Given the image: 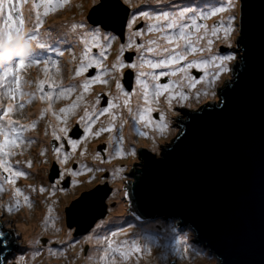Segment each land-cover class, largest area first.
Listing matches in <instances>:
<instances>
[{
	"label": "snow or ice",
	"instance_id": "6c2138e0",
	"mask_svg": "<svg viewBox=\"0 0 264 264\" xmlns=\"http://www.w3.org/2000/svg\"><path fill=\"white\" fill-rule=\"evenodd\" d=\"M29 2L31 9L25 16L23 7ZM70 3L71 0H0V194L8 190L6 186H10L12 192V197L0 204V208L5 215L11 216L24 206L29 209L34 206L31 197L16 186L17 181L27 179L29 173L18 167L19 160L14 165L12 158L24 155L25 146L34 143L26 133L35 131L38 122L51 114L56 123L47 122L44 134L48 136L50 129L51 138L56 142L52 146V166L59 165V171L49 186L41 184L38 189L34 186L29 189L38 191L41 196L47 194L44 230L47 233L50 226L53 236L64 231L63 226L57 227L61 216L52 215L57 204L52 197L66 190L60 186L65 177H72L71 184L75 186L79 183L75 178L88 173L87 183L92 184L97 173L106 171L98 165L110 163L102 156V150L93 155L92 166L81 163L80 159L87 153L84 148L75 158L74 166L69 168L70 158L84 141L99 139L107 133L106 146L112 149L114 158H135L137 140L129 142L127 150L124 148V127L128 125L134 137L150 139L151 151L158 152L157 135L165 138L164 133L171 126L170 117L179 116V109H192L205 100H216L218 89L226 90L237 83L233 67L237 54H224L215 46L219 42L227 48L233 47L232 37L239 31L236 21L240 0L219 3L209 0H90L91 11L87 18L62 25L64 32L55 37L56 45L70 46L73 62L78 59L70 77L74 82L64 84L62 79H57L61 76V68L53 57H63L67 49L54 46L51 29L44 33L41 29L43 17ZM84 6L83 3L76 5L81 10ZM210 20L213 21L211 26L207 23ZM113 51L115 55L111 63H107ZM40 65H43V79L22 83L21 70ZM51 69H55L54 74H50ZM33 83L35 91L23 90L25 86L31 88ZM95 85L103 86L106 91L93 95ZM25 97L27 103L38 98L46 104L37 119L28 123L16 118L17 110L22 112L25 107L24 102L17 101H24ZM59 100L70 102L55 109L53 105ZM213 107L223 109L225 103ZM125 112L127 118H124ZM154 112L159 113L158 118L153 117ZM102 117H108L105 123H101ZM139 125L157 135L149 136ZM74 129L82 130L83 139L72 137ZM39 155L45 158L42 163H49L47 150ZM24 163L29 169L33 166L31 159ZM126 171L121 166L112 174H121L123 180L127 178L122 175ZM128 187L125 185L123 192L125 200L130 195ZM94 195V191L82 193L67 212H89L88 202ZM136 219L139 230L129 233L101 212L93 217L85 230L87 235L81 233L80 239L73 234L78 229L68 222L66 239L60 243L69 249L78 243L91 245L77 254V258L84 254L85 264H140L145 255L152 254L154 247L161 264H191L195 252L190 244L195 241L191 239L190 230L185 231L187 224L178 225L176 217L137 216ZM156 222L159 227L151 233L150 226ZM9 235L0 230V264H33L43 247L57 243L52 239L32 237L27 242L29 249L20 251L17 256L10 250L15 241L10 242ZM6 250L9 256L2 255ZM29 250H33L31 257L25 255ZM48 251L55 257L64 249L49 248ZM64 258H67L66 253Z\"/></svg>",
	"mask_w": 264,
	"mask_h": 264
},
{
	"label": "water",
	"instance_id": "95a60500",
	"mask_svg": "<svg viewBox=\"0 0 264 264\" xmlns=\"http://www.w3.org/2000/svg\"><path fill=\"white\" fill-rule=\"evenodd\" d=\"M240 3L237 83L198 111H182L186 118L177 119L180 131L169 148L157 156L140 152L128 189L134 216L187 224L194 244L208 249L209 264H264V0ZM57 172L53 167L51 182ZM93 191L89 212L66 209L75 236L99 213L107 218L110 186Z\"/></svg>",
	"mask_w": 264,
	"mask_h": 264
},
{
	"label": "rangeland",
	"instance_id": "374dc122",
	"mask_svg": "<svg viewBox=\"0 0 264 264\" xmlns=\"http://www.w3.org/2000/svg\"><path fill=\"white\" fill-rule=\"evenodd\" d=\"M209 2L211 3H219V2H224V0H209ZM83 3L85 6L83 8V10L79 9L76 7V5H79ZM89 3L90 0H71V3L66 6L63 9H59L56 12H50L49 15L47 17H43L44 19V24H43V28L41 29V32L44 33L45 30L51 29L52 30V35H53V40L52 43L54 44V46L57 47H61L63 49H67L65 51V55L63 57H53V59H57L59 61V65L61 68V76L57 77L58 80L62 79L64 84H68L70 82H74L70 80V77L74 74L75 68L78 65V59L76 62L72 61L71 58V48L69 45L66 44H60V45H56L55 44V37L58 35H61L64 32V28L61 27L62 25L65 24H70L72 23L74 20L75 21H79L82 18H87L88 13L91 11L90 7H89ZM30 4V6H29ZM26 9H31V3L29 2L28 5H24L23 7V12H27ZM81 11L83 12V15H81ZM41 12H43V9H41ZM6 15V14H5ZM34 15V13H33ZM27 16V15H25ZM209 24V26L212 25L213 21H208L207 22ZM27 27H30V25H27ZM43 38V37H42ZM233 40V47L232 48H227L226 45L222 44V43H217V45L215 46L217 49H220L224 54H236V50H235V35H233L232 37ZM76 53H77V57L79 56V48L76 49ZM115 55V52L113 51L112 55L109 56V60L107 63H111L113 56ZM238 64L237 62H233V67L236 69V65ZM43 65L40 66H33L31 68H26L25 70V76L23 77L24 80L27 81H35L37 78L43 79ZM55 73V69H51L50 74H54ZM197 75H199V73H197ZM22 80V82L24 81ZM164 82V81H163ZM199 87V86H198ZM26 89V86L24 87V91ZM223 89V88H221ZM221 89H218L221 90ZM112 92H115V87L114 84L111 88ZM26 91H35V84H32L31 88H27ZM103 92L106 91V89L103 88V86L101 85H95L93 88V95L98 94V92ZM74 98V97H73ZM218 98V97H217ZM27 99V97H25V100ZM135 99V98H134ZM24 100V101H25ZM212 99L209 100H205L203 101L200 105L196 106V107H201L204 104H208L210 102H212ZM18 102H23V101H17ZM70 101L67 100H59L56 103H54L53 107L55 109H59L60 107L66 105L67 103H69ZM6 103V101H5ZM25 103V109L27 111H32L33 114L31 116L32 120H36L39 112L42 108L46 107V104L42 103L38 98L34 99L32 101V103ZM194 107V108H196ZM183 110V109H181ZM190 110H193L190 109ZM159 115L158 112H154L153 113V117L157 118L156 116ZM179 117L180 119H185L186 117L183 114H180ZM108 117H102L101 118V123H105L107 121ZM47 122H51L52 124H55L56 121L54 120V118L51 116V114H48L45 117V120L39 121L38 122V130L36 129L35 131H32L31 134H28L27 136L30 137L34 143H32L31 145H26L24 148V155L23 156H15L16 158H12V163L15 165L16 161L19 160L20 164L18 165V167L26 172L29 173V177L27 179L24 178H20L17 181V187L21 188L24 193L26 195H29L33 201V197L32 195L28 194V189L29 186H34L37 189L39 188V186L41 184H43L45 187L50 185V181L47 180V175H49V171L51 169V163H52V152L49 149V145L50 147L52 146V138L50 135V129L49 131V135L45 136V124ZM132 123V122H131ZM174 123L175 121L172 120L171 126L169 131H167L166 133H164V137L163 139H160L158 136V143H159V151L157 153H160L162 151H164L165 149L168 148L169 144H171L173 142V140L178 136L179 134V127L174 128ZM99 126V125H98ZM142 131L145 132H150L151 129L149 128H144L143 125H139L138 126ZM80 131L82 130H75L71 133L72 137L74 139L79 138V139H83V137L80 136ZM156 134V133H155ZM107 136L108 134L105 133L104 135H102L99 139H92L89 138L88 140L84 141L77 149L76 153H73L72 158H70L69 163H75V158L79 155V152L81 150H83L84 148H87V153L86 156L80 159L81 163H86L89 166L93 165V161H92V157L95 154L93 152V147L96 144L103 145L104 143L106 144V140H107ZM124 136H128V138H125V144H124V148L127 150L128 149V145L129 142H131L132 140H137L138 142L135 143L137 146H141L144 145L145 147H149L151 148V140L149 139H145L143 137H134L132 135V132L128 133L127 135L124 134ZM54 142V141H53ZM89 147V149H88ZM42 150H47V159L49 160L48 164H44L42 163V160L45 159L44 157H41L39 155V153ZM101 150V149H100ZM108 157L110 158V163H106V164H102V165H98L99 167H103L106 171L105 173L102 174H106L108 171H110L111 173V178L108 179L110 181H114L116 183L123 181L120 178L121 174H116L115 176H113V172L121 167V163H126L124 166L127 171L125 173H123L122 175L126 176L125 174H127V172H130V168H131V160L132 157H125V158H114V153L112 151L108 152ZM27 159H31L33 161V166L32 168H27V166L25 165V160ZM119 162V163H118ZM137 167V166H136ZM132 169H134V167L132 166ZM108 170V171H107ZM46 175V177H45ZM89 175L88 173H85L81 176L76 177L75 179L77 181H79V179L81 177L85 178V185L84 187H80V183H78L77 185H72V187L70 189L67 188V183H68V179L67 177H65V180L61 183V187H64L66 190L63 192H57L56 196L58 195H63V200L60 203V207L59 211L55 208L54 212L52 213L53 216H56L57 214H59L60 216H62V211H64V208L68 207L69 205H71L74 201L77 200V198L79 196H81V194L83 192L89 191V189L93 188L95 186V184L98 181H102L99 178L100 173H97V179L94 183L92 184H88L87 181L89 179ZM129 175V174H128ZM105 176V175H104ZM109 178V177H108ZM83 180V179H82ZM125 180H129V178L125 179ZM84 181V180H83ZM23 186H26V190L23 189ZM71 186V183H70ZM103 186V185H102ZM8 188L7 191H5L3 194H0V204H4L7 203V201L12 197V192H11V187L10 186H6ZM116 194L109 200V203H115L116 206L114 207V204H111L110 208L109 207V214L107 218H110L115 224L117 225H122L123 227H125L129 233H133L138 231L139 229L137 228V222L134 221L133 219L137 220L135 216H133V214L129 211V206H127V200H125L123 198V192L124 189L122 191H118V186L116 185ZM123 187H124V183H123ZM76 189V191L74 192L73 190ZM86 189V190H85ZM68 190V191H67ZM47 194H45L46 196ZM45 196H42L45 199ZM21 199V203L23 204V200L22 197ZM42 199L40 201V204L43 203ZM45 202V200H44ZM39 204V206H40ZM35 206V205H34ZM38 206V207H39ZM27 208L26 206L22 207V209L17 213V212H13V214L11 216L5 215L3 212V209L0 208V220H3L4 222H6L7 226L6 228L10 229L13 231V234L15 236V238L17 239V237H19V239H15L16 241V248L13 249V253H15L17 256L20 254V251L25 250V249H29V245H28V240L32 237H37L39 236L42 240H56L57 243L55 244H49L45 247H43L41 249V254L36 256L35 261L33 262V264H56V259L58 258L60 261L57 264H69V261H71V264H85V260H84V254H80L79 257L77 258V254L80 253L82 248H91V245H84L83 243H78L76 244L73 248H66L64 247V245L62 243H60V241H64L66 239L65 237H62V234L64 235V232L67 233V222L66 220L61 222H59L57 224V227L63 226L64 227V231L61 232L58 236H53L51 234V227L49 226V230L46 233L44 230V216L42 215V222L40 223V225L38 226V228H36L35 230H22L23 225H25V223L27 222L26 218L23 217V215H25V217L27 216ZM36 211V209L34 207H32L31 209H29V213L30 214H34ZM66 216V214H65ZM62 219V218H61ZM66 222V223H65ZM159 227V223H152L150 226L149 231L151 233H155L157 231V228ZM76 229V228H74ZM185 231H188L185 229ZM73 234L75 235V231L73 232ZM85 236L87 235V233L84 234ZM177 235L179 236V231L177 232ZM190 236L192 240H196L195 239V233L190 231ZM77 239H80V235L76 236ZM46 247H48L47 249H45ZM49 248H53V249H61L63 248L64 251L63 252H58L57 255L55 257L50 256L48 249ZM190 248L192 250H194L195 255L193 256V259L191 261V264H209V257H208V249L205 250L203 247H199L195 244H190ZM153 253L149 256V255H145V257H148L149 263L150 264H161V262L158 260V250L154 247L152 249ZM33 250H29L25 252L26 256L31 257ZM66 253V257L64 258V255ZM93 255H99L98 253L93 252ZM153 254H156V257H153ZM51 257L53 258L52 261H47V259ZM144 258L141 261H144Z\"/></svg>",
	"mask_w": 264,
	"mask_h": 264
},
{
	"label": "flooded vegetation",
	"instance_id": "af4514ba",
	"mask_svg": "<svg viewBox=\"0 0 264 264\" xmlns=\"http://www.w3.org/2000/svg\"><path fill=\"white\" fill-rule=\"evenodd\" d=\"M163 81V80H162ZM102 92V91H101ZM101 92H98V93H101ZM135 100V99H134ZM104 106V104H103V101H102V104H101V107H103ZM187 110H190V109H183V110H181V109H179L178 111L180 112V114H183L182 113V111H184V112H188ZM117 111H119V110H117ZM31 114H32V111H27L25 108H23V110H22V112L20 111V110H17V113H16V118H18V119H21V121L22 122H24V123H28V122H31V118H30V116H31ZM184 115V114H183ZM156 116V115H155ZM158 116L159 115H157L156 117L158 118ZM179 117H182V116H177V117H170V119H171V123H172V120L173 121H175V123H174V128H177L178 129V127H177V119L179 120L180 118ZM119 126V122L117 123V127ZM135 147H136V150H137V156L135 157V158H132V160H131V162L132 161H134V162H132V166L134 167V169H135V167L136 166H138L139 164H141V161L139 160V156H140V152L141 151H143V150H146L147 152H149L150 154H152V155H154V156H157L159 153H157V152H152L151 151V148H149V147H145L144 145H141V146H137L136 144L134 145ZM49 149H50V151L52 152V148L50 147V145H49ZM98 149H101L102 150V156L104 157V158H107V159H110L109 157H108V152L109 151H112V149H110V148H108L107 146H106V144L104 143L103 145H100L99 146V144H96L95 146H93V152L94 153H96L97 151H98ZM66 150L67 151H71V149L70 148H66ZM119 163V162H118ZM122 165L121 166H127V165H125L126 163H121ZM51 166H52V163H51ZM69 168H72L73 166H74V163H68V165H67ZM77 170H79V169H77ZM108 171V170H107ZM133 172H134V170H133ZM48 173H50V171L48 172ZM132 174V173H131ZM101 175H105V177L107 176V178H105L104 180H103V183H102V181H98L96 184H95V186L92 188V189H94V188H96V187H98V186H102V185H108V186H110V188H111V190H112V192H111V195H110V197L108 198V200H107V203L109 204V205H111V204H114V207L116 206V204L115 203H109V200L116 194V185L118 186L117 188H118V191H122L123 189L125 190V185H129V182L127 181V180H125L124 179V182L123 181H120V182H118V183H116V182H114V181H110V180H108V179H110L111 178V173H110V171H108L106 174H102V173H100V175H99V177L101 176ZM126 175V177H128V172H127V174H125ZM45 177H46V175H45ZM109 177V178H108ZM50 177H49V175H47V180L49 179ZM67 179H68V183H67V188L68 189H70L71 187H72V184H71V186H70V183H71V180L73 179L72 177H70V176H68L67 177ZM128 179V178H127ZM123 183H124V187H123ZM91 188L89 189V191L90 190H92ZM86 190V189H85ZM79 198V197H78ZM77 198V199H78ZM127 203H128V200H127ZM127 206H129V204H127ZM65 209L66 208H64V211H62V214H63V219H62V221H63V223H64V215H65Z\"/></svg>",
	"mask_w": 264,
	"mask_h": 264
},
{
	"label": "bare ground",
	"instance_id": "6f19581e",
	"mask_svg": "<svg viewBox=\"0 0 264 264\" xmlns=\"http://www.w3.org/2000/svg\"><path fill=\"white\" fill-rule=\"evenodd\" d=\"M26 14H27V12H26ZM124 118H127V113L125 112L124 113ZM119 121H117V123H118ZM130 123H131V121H130ZM131 131H130V128H129V126L128 125H125V127H124V134H128V133H130ZM149 133V136H153V135H157V134H155L154 132H152V131H150V132H148ZM126 139L128 138V136H126L125 137ZM157 138H158V135H157ZM150 140V139H149ZM93 147V146H92ZM88 149H89V147H88ZM84 181H83V180ZM79 183H80V187H81V189H82V187H84V186H86L85 185V178H83V177H81L80 179H79V181H78ZM25 187L26 186H23V189H25ZM29 191V193H30V195H32V197H33V202H34V205L35 206H33L35 209H36V211H35V213L34 214H30L29 213V208L28 207H26L27 208V216L25 217V215H23V217L24 218H26V220H27V222L25 223V225H23V226H21L22 227V230L23 231H25V230H35L36 228H38V226L40 225V223L42 222L41 220L43 219L42 218V215L44 216V218H45V216L47 215V204L44 202V198L41 196V195H39V193H38V191L37 192H31L30 191V189L28 190ZM74 192L76 191V189H74L73 190ZM64 195V194H63ZM63 195L61 194V195H57V196H55V197H52V200H55V201H57V204L55 205V208L59 211V208L58 207H60V203H61V201L63 200ZM42 199H44L43 200V203L42 204H40V201L42 200ZM48 203L50 204L51 203V201H48ZM39 204H40V206H39ZM39 206V207H38ZM132 210H133V208H132ZM61 218L63 219V214H62V216H61ZM62 219H61V222H62ZM134 221H136L137 222V220H135V219H133ZM61 227V226H60ZM66 233L64 232V235L62 234V237H65L66 235H65ZM48 247H46L45 249H47ZM152 253H153V251H152ZM153 257H156V254H153ZM53 260V258H51V257H49L48 259H47V261H52ZM149 258L148 257H145L144 258V261H140V264H150L149 263ZM60 260L57 258L56 259V264L59 262Z\"/></svg>",
	"mask_w": 264,
	"mask_h": 264
},
{
	"label": "clouds",
	"instance_id": "9594fccd",
	"mask_svg": "<svg viewBox=\"0 0 264 264\" xmlns=\"http://www.w3.org/2000/svg\"><path fill=\"white\" fill-rule=\"evenodd\" d=\"M28 4H26V6H27ZM29 6H30V4H29ZM26 11H27V14H26V12L24 13L25 15H28V13H29V9H26ZM88 15H89V13H88ZM25 70L26 69H23V70H21V73H20V75H21V77H22V80H24L23 79V77L25 76ZM163 82V81H162ZM27 88H29V87H26V89H25V91L27 90ZM27 101V99L24 101V102H26ZM205 105H207V104H204L203 106H201V107H204ZM201 107H196V108H193V110H187L188 112H192V111H198ZM32 114H33V112H32ZM32 114H31V116H32ZM31 116H30V118H31ZM31 121H32V119H31ZM38 130V129H37ZM31 132L32 131H30V132H28V133H26V136L28 135V134H31ZM82 137V136H81ZM30 138V137H29ZM54 143H56V142H53L52 141V146H53V144ZM173 143V142H172ZM171 143V144H172ZM171 144H169V146H168V148L170 147V145ZM52 146H51V148H52ZM98 151H99V149H98ZM13 158H15V156L13 157ZM57 167H58V171H59V165H56ZM52 168H53V166L51 167V169H50V173H49V177H50V174H51V170H52ZM133 171V169H132V166H131V168H130V172H128V177L127 178H129V180H127L128 182H129V187H128V189L130 188V186H131V182H132V177L130 176L131 175V172ZM107 178V177H106ZM49 181H50V183H51V180H50V178L48 179ZM95 189V188H94ZM127 189V191H129ZM25 190H26V187H25ZM29 190V189H28ZM93 190V189H92ZM68 191V190H67ZM91 191V190H90ZM86 192H88V191H86ZM84 193V192H83ZM28 194H30L29 193V191H28ZM79 198H80V196H79ZM127 200H128V204H129V197L127 198ZM108 204V203H107ZM109 205V204H108ZM70 206V205H69ZM68 206V207H69ZM111 205H109V207H110ZM68 207H66V209L68 208ZM110 208H113V207H110ZM129 208V207H128ZM66 209H65V214H66ZM130 211V210H129ZM131 212V211H130ZM132 213V212H131ZM108 214H109V208H108ZM134 216V215H133ZM107 217H108V215H107ZM136 217V216H135ZM137 218V217H136ZM66 220V222H67V215L65 216L64 215V221ZM65 222V223H66ZM176 223L178 224V221H176ZM8 224V223H7ZM7 224H6V222H4L3 220H0V227L6 232V233H8V234H10L9 235V239H10V241L12 242V241H15V236H14V234H13V231L12 230H10V229H8V228H6V226H7ZM16 241H17V239H16ZM16 241L14 242V243H11V251H13V249H15L16 248V246H15V244H16ZM196 245V244H195ZM197 246H199V245H197ZM199 247H202V246H199ZM204 248V247H203ZM205 249V248H204ZM205 250H207V249H205Z\"/></svg>",
	"mask_w": 264,
	"mask_h": 264
}]
</instances>
